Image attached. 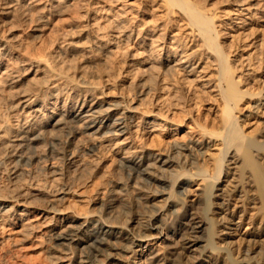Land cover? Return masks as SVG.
Wrapping results in <instances>:
<instances>
[{
  "label": "rangeland",
  "instance_id": "1",
  "mask_svg": "<svg viewBox=\"0 0 264 264\" xmlns=\"http://www.w3.org/2000/svg\"><path fill=\"white\" fill-rule=\"evenodd\" d=\"M191 1L195 3L194 0ZM202 2L204 1L199 2V5L195 4L206 9L212 7L206 10L205 14L217 15L214 26L216 32L220 31V43L228 45L229 53L232 52L229 44L231 47L238 36L244 38L246 35L249 36L244 41L249 45L243 47L242 51L236 49L233 54H229L232 62L239 54L246 59L259 51V44L262 40L264 43V0H205V6ZM241 2L243 9L240 10L237 5ZM166 4L165 0H0V43L10 35L14 36V41L7 42L9 53L4 56L6 61L1 59V69L6 64L14 75H20L23 68L17 62L26 61L30 57L36 59L43 55L50 59L52 56L51 62L54 60V64L62 66L64 63L65 69L69 65L67 70H71L68 72L74 80L79 79L78 70L83 68L85 74L97 85L91 97H100L103 102L121 97L128 106L136 107L131 119V131L126 136L127 140L122 142V138L118 140L112 138L109 142H102L92 156L86 155L92 141L87 142L88 138L85 137L79 138L82 141L86 139L80 144V140L77 139L75 146L78 145L79 150L82 149L76 150L78 153L74 154H78L83 161L85 158L88 160L85 162L86 170L79 177V174H75L76 171L70 168L67 173L70 178L68 176L63 179L64 181L58 180L52 184V188L60 187L67 181L64 187L69 188L68 194L64 195L60 202L61 209L70 207V210L81 215L93 216L103 213L108 206H115V220L123 226V231H130L127 233L129 235L140 236L147 233L138 224H134L133 221L138 217L143 220L151 213L165 214L163 221L166 225L161 235L147 239L142 246L134 247L135 250L132 252L115 251H118L120 264H149L151 258H156L157 261L166 256L176 258L179 264H221L220 255L215 252L209 253L202 247L205 244L193 245L190 249L182 250L179 237L171 235L172 228L179 223L185 213L196 217V221H202L205 217L214 218L213 241L216 248H224L227 244V240H223L226 234H234L230 237L228 247L231 248L233 258L240 260L245 249L242 238L254 231L263 219L259 217L257 206L249 201L253 192L249 183L235 174L232 153H228L222 165L216 188L210 198L212 206L207 215L203 210L201 194L205 186L203 178L195 177L184 181L185 185L187 184L186 195L185 198L178 194L173 197L174 212L170 210L169 204L172 203H166L165 197L151 196L156 184L166 185V182L153 183L147 178H142L140 186L138 185L140 190L127 189L124 192L119 190L121 182H129L128 168L120 165V162L127 164L124 159H120L122 157L136 158L149 155V158L154 156L157 158V155H171L176 145H192L197 142L202 148L206 143L208 149L203 148L202 155L196 152H193V155L196 158V166L204 165V167L201 165L205 169L204 177L208 179L210 175L209 179H212L214 172L210 161L212 155L219 153L222 148L219 139H207L204 136L205 131H202L206 126L207 131L209 128L211 130V126L221 115L217 103L215 66L210 56H206L202 51L198 32H193L192 27L188 26V20L184 19L185 15L183 13L181 15L177 6ZM97 25L98 28L101 27L102 36L108 35L99 43L93 38L95 37L93 31L97 30ZM120 31L122 35L118 36ZM2 52L0 49V58ZM171 56L183 60L184 66L188 67L187 71L185 69L180 71L172 62L164 60L165 58L170 60ZM235 65L238 63L235 62ZM262 66V69L253 73L254 80L262 81L264 78V64ZM27 81H22V85L28 89L37 82ZM263 95L264 91L260 96L250 100L254 101ZM65 98L69 96H63L61 105ZM5 101L0 96V114L6 106ZM66 104H70L69 99ZM247 109L248 104H245L243 112L237 115L240 120ZM150 120L156 124L152 128L146 125ZM242 126L244 135L251 134L252 137L258 136L260 139V134L264 133V101L255 115L244 119ZM41 149L45 154L48 152L47 147ZM179 159H185L187 162L188 158ZM49 161L41 162L42 167L46 168L45 172L51 168L50 166L64 165V168L66 163L62 158ZM260 161L264 162V156H261ZM186 162L181 170H176L188 172ZM181 176H190V173ZM37 177L38 180L45 181L39 179H45L43 175ZM170 178L168 177L169 181L177 177ZM176 190L174 186L169 192L174 194ZM239 191H242L243 197L236 196ZM222 199L224 206L220 210L218 202ZM239 214H242L241 218ZM239 219L240 226L233 232V223ZM38 227L29 233L30 236L25 237L12 232L14 229L0 230V264H60L56 258L62 257V252L49 249L52 242L48 241L47 229ZM198 245L201 247H197ZM101 260V264L112 263V259Z\"/></svg>",
  "mask_w": 264,
  "mask_h": 264
},
{
  "label": "bare ground",
  "instance_id": "2",
  "mask_svg": "<svg viewBox=\"0 0 264 264\" xmlns=\"http://www.w3.org/2000/svg\"><path fill=\"white\" fill-rule=\"evenodd\" d=\"M194 1L198 5L201 1L205 2V0ZM165 2L168 6H177L181 11V15L182 13L185 15L184 19L188 20V26L192 27L193 32H198L196 33L202 42L200 46L203 49L202 51L206 53V56H210L211 62L215 66L214 75L218 88L217 103L220 106L221 115L216 122L214 121L211 130L209 128L207 131L206 126L202 131H205L204 136L207 139H219L222 148L220 147L219 153L212 155L210 162L214 174L211 176L212 179H209L210 175H205L208 176L209 180L204 177L205 171L203 173L204 168L201 166L203 164L199 165L200 167L196 166V158L193 155V152L202 155L204 152H201V150L203 148L208 149L206 143L202 148L199 147L200 144L197 142L192 143V145H176L171 155H157V158L155 156L149 158V155L136 158L122 157L120 159H124L127 164L120 162V165L128 168L129 182H121L119 190L120 192L127 189L140 190L139 182L142 178H147L153 183L166 182V185L156 184L151 196L155 198L165 197L164 201L166 203H172L173 197L177 194L185 198L187 185H185V180L195 177L203 178L202 182H205L203 184L205 186H203L201 194L203 195V210L207 215L212 206L210 198L216 188L215 185L222 170V165L228 153H232L231 158L234 156L235 174L249 183L253 191H251L252 195L249 201L257 206L259 217L261 216L263 219L254 231L242 238L245 249L241 259H234L231 248L228 247L230 237L234 234H226L223 240H227V244L224 248L215 247L213 241L214 218L205 217L202 221H196V217L185 213L180 218L179 223L172 228L171 235L179 237L182 250L190 249L193 245L205 244L202 247L209 253L215 252L220 255L221 264H264V162L260 161L261 156H264V133L260 134L259 139L258 136L252 137L251 134L249 136L248 134L244 135L242 131L244 119L250 115H255V112L264 101V95L254 101L250 100L260 96L264 91V78L262 81L261 79L254 80L255 74L253 75L258 69L263 68V40L259 44V51L254 52V55H249L244 59L241 56L242 54H239V56H236V60L232 62L229 59V54H233L236 49L242 51L243 47L249 45L244 43L249 36L246 35L245 38L238 36V40L235 39L236 41L232 43L231 47L229 44V49L232 50L229 53L228 45L225 46L220 43V31L216 32L214 26L217 15L215 13L209 16L205 14L206 10H210L212 7L210 9L199 7L191 0H165ZM204 2H202L203 6H205ZM237 7L240 10L243 9L242 2L240 5L238 3ZM96 28L94 29L96 31H93L95 33L93 38L98 43L103 42L106 34L102 36L100 33L101 27L98 28L97 25ZM119 35H122L121 31ZM111 37H113L112 34ZM125 37L128 36L125 35ZM13 39L14 36L10 35L8 39L2 40L0 43V49L3 51L2 58H0V91L2 92H0V96L1 99L6 100L4 111L0 114V230L3 228L8 229V231L14 229L12 232L25 237L30 236L29 233L35 227H44L49 235L48 241L52 242H50L51 247L49 249L62 252V257L56 258V261H60V264H101V258L112 259L110 264H120L118 262L120 260L118 251L132 252L134 247L142 246V243L147 239L156 238L155 235H161L166 225V222L163 221L165 214L160 212L151 213L143 220L138 217L133 221L134 224H138L147 233L140 236L137 234V236L129 235L127 233L130 231H123V226L115 220V206H108L103 213L93 216L81 215L70 210V207L61 209L62 207L59 208L60 202H62L63 196L68 194V186V189L64 187L67 181L65 184L62 182L64 186L60 184V187H54L55 185H53L54 188H52V184L53 182L57 183L58 180L62 181L64 178H68L67 173L70 168H73L76 171L75 174L78 173L79 177L86 170L87 163L85 162H88V160L85 158V161H83V158L81 160L78 154H74L82 149L80 147L79 150L78 145L75 146L77 139L85 137L88 138L87 142L92 141V144L86 150V155L90 154L92 156L102 142H109L112 138L116 140L122 138V142L127 140L128 137L126 136L131 131V119L136 107L128 106L121 97H115L114 100L106 102H103L100 97H91L90 95L97 88V85L90 76L85 74L83 68L78 67L80 68L78 70L79 79L74 80L73 76L69 74L71 70L68 69L69 72L67 70L69 65L65 69L63 67L64 63L62 66L54 64V60L51 62L52 56L49 59L48 56L38 55L41 57L36 59L28 57L29 59L26 61L17 62L23 68L20 75H14L6 64L1 69V59L6 61L4 56L9 53L7 52V42L14 41ZM107 43L109 44V42ZM164 60L172 62L173 66H176L180 71L188 68L187 65L184 66L183 60L175 59L174 56H171L170 60L167 58ZM245 61L247 63L244 64ZM235 62L238 65H235ZM27 80L37 82L34 86L32 85V88L28 89L22 85V81ZM65 95L69 98H65L61 105V100ZM68 99L70 104L65 105ZM245 104H248V109L242 115L243 119L240 120L237 115L243 112ZM45 111L48 112L44 114ZM146 125L152 128L156 124L153 120H150ZM84 140L86 141V139ZM81 141L80 144L85 142L82 141L81 143ZM42 146L47 147L48 152L46 154L42 151ZM182 152L186 153L182 154ZM180 157L188 158L187 162L185 159H179ZM57 158H62L64 163L66 162L65 167L63 168L64 165L62 167L50 166L51 168H48L45 172L46 168L42 167L41 162ZM185 162L187 163L188 172L177 171L176 169H182ZM72 170L71 172H73ZM189 173L190 176H181L189 175ZM173 174L177 178L169 181L170 176L174 177ZM40 175L44 176L45 179L39 178L45 180L44 182L38 180L37 176ZM174 186L177 190L173 194L169 190ZM241 193L242 191L237 192L236 196L238 198L243 197ZM169 205L171 212H174L173 203ZM218 206L221 210L224 206L223 199L218 202ZM239 216L241 218L242 214H239ZM233 226V232H236L240 226V219L233 223ZM256 244L259 245L254 247ZM197 247H201V245ZM116 250L118 251L115 252ZM202 254L204 255V253ZM151 259L152 261H149V264H179L176 258L167 256L157 261L156 258Z\"/></svg>",
  "mask_w": 264,
  "mask_h": 264
}]
</instances>
